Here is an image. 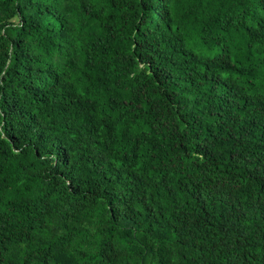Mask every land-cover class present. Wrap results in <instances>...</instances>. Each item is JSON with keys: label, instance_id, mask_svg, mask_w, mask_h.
<instances>
[{"label": "trees", "instance_id": "16d2710c", "mask_svg": "<svg viewBox=\"0 0 264 264\" xmlns=\"http://www.w3.org/2000/svg\"><path fill=\"white\" fill-rule=\"evenodd\" d=\"M0 264H264V0H0Z\"/></svg>", "mask_w": 264, "mask_h": 264}]
</instances>
